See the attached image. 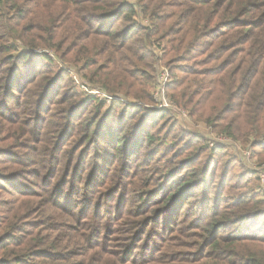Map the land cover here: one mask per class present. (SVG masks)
<instances>
[{"label":"trees","instance_id":"16d2710c","mask_svg":"<svg viewBox=\"0 0 264 264\" xmlns=\"http://www.w3.org/2000/svg\"><path fill=\"white\" fill-rule=\"evenodd\" d=\"M162 66L177 108L209 112L264 165V0H0V174L34 166L65 204L85 198L39 232L5 214L0 264H77L100 245L104 264H264L259 177L227 186L226 159L216 182L222 144L184 126L168 139L169 109L147 107ZM158 162L154 192L118 194L120 175Z\"/></svg>","mask_w":264,"mask_h":264},{"label":"rangeland","instance_id":"374dc122","mask_svg":"<svg viewBox=\"0 0 264 264\" xmlns=\"http://www.w3.org/2000/svg\"><path fill=\"white\" fill-rule=\"evenodd\" d=\"M81 90V89H80ZM166 93V90H165ZM158 97L159 94H157V90L154 93V102L151 103L152 105H147V107L151 108H158ZM168 98V95L166 96ZM169 99V98H168ZM170 101V100H169ZM216 101V100H215ZM171 102V101H170ZM168 112L166 114V118L164 119V124L162 127L164 128L163 132H165V129L171 127V124L176 122V127L174 128V131H171L168 139L172 140L173 136L177 134L178 128H181L184 126L187 132H190L192 134H198L200 136H203L207 141H221L223 143L222 147L220 149V153L218 154V158L221 161L220 168L218 172L216 173L215 180L218 182L219 176L222 173L223 170V162L226 159H230V167H229V173H228V180H227V186H230L233 184L234 181L230 180V177H234L235 180L239 176H243L244 181L248 178L251 180L257 178L258 173L254 170V168H258L261 170V159L258 152V147L252 150L251 146L248 145V143L244 142L242 139H233L230 136H223L221 134L222 132V126L217 124H212L211 122H208L206 119V116L208 113H205L204 115H201V112H198L194 115H190L188 111L179 109L175 105L172 107H168ZM155 110V109H154ZM159 110V109H158ZM205 111V110H204ZM207 111H209L207 109ZM170 120V121H169ZM118 123H115V126ZM184 129V130H185ZM163 134V133H161ZM224 137L227 139H224ZM203 143V142H202ZM249 147L253 153L249 158H245L241 155V151L239 148L246 149ZM92 152V151H90ZM222 155H224L222 157ZM86 156V153H85ZM143 158V157H142ZM3 160V159H1ZM213 163V162H212ZM154 165L147 166H139L136 169L132 168L124 175H120V177L123 179L122 183L124 190L117 189L118 194H126L127 192H131V197H127L132 202V196H133V202H135L140 194H142L143 191H151L154 192L155 189H153L154 185H152V180H156L157 178V172H158V166H161V163H153ZM2 164L0 163V167ZM90 165H87L89 168ZM108 166V165H107ZM32 168H35L34 166L29 167V165L26 166H17L14 170L10 171H2L0 174V221L3 222V216L5 214H8L10 216L14 212L18 213V222L17 226H19V230L21 229H28L29 230H36L39 232L38 225L41 223L55 226L59 222H67L63 219V217L59 213V209L63 208H69L73 209V207L78 206L80 208L83 205V202L85 201V198L82 199V195H78L79 205H77L76 202L71 201L69 204H65V199H60L55 191H52V189L48 188L47 181L35 178L33 174ZM26 170V171H25ZM121 172H123L121 170ZM11 175V176H9ZM89 176V175H88ZM137 179H134V178ZM250 183V185L257 186V180ZM8 181V182H7ZM152 186H151V185ZM259 184V182H258ZM52 188V187H51ZM19 191H24L23 193H20ZM50 191V193H49ZM116 191V190H115ZM112 195L115 194L114 192L111 193ZM262 194V193H261ZM91 195H94L93 193H87L85 197H89ZM121 195V196H122ZM73 196H76L73 195ZM120 196V197H121ZM58 200L62 203L63 206H60L58 203ZM111 200V198H110ZM137 206L139 203H135ZM99 205V204H98ZM134 206V207H135ZM88 208L86 206L83 207ZM82 208V210H83ZM104 207H102L103 210ZM76 213V212H75ZM81 215L83 214L79 212ZM6 216V217H8ZM87 220L85 222L92 224L93 222H101L105 223V219L101 220L99 216H92L87 214ZM4 217V218H6ZM132 218V217H131ZM79 219V218H78ZM74 217V221L76 225H79L80 222ZM136 220L135 218H132V221ZM6 221V220H5ZM2 224V223H1ZM114 224V222H113ZM21 234V233H15ZM17 236V235H16ZM12 241L13 239H9V241ZM101 251L97 254H94L92 258H86V257H77L74 259L73 262L78 261L77 264H104V260H101L104 258V252L103 248L104 246L100 245ZM140 259V258H139Z\"/></svg>","mask_w":264,"mask_h":264},{"label":"built area","instance_id":"2783aa9c","mask_svg":"<svg viewBox=\"0 0 264 264\" xmlns=\"http://www.w3.org/2000/svg\"><path fill=\"white\" fill-rule=\"evenodd\" d=\"M73 77L79 88L86 95L93 96L96 99H99L100 101H105L107 105L111 104L112 100L114 99L112 95L101 89L90 87L88 83L84 82L77 74H73ZM169 81H170V72L167 67L162 66L159 71L158 84L156 87L157 94H159L158 105H157L159 109H166L174 105V103L170 102L169 99L166 97L167 95L165 93L166 86ZM223 136H227V135H223ZM227 137L226 138L224 137V139H227ZM221 141H216V142L210 141V145L212 147H215L216 145L223 143ZM239 149L241 151V155L245 158H249L253 153V151L249 147H247L246 149H242V148ZM258 166H261L260 168L261 170H259L258 168H254V170L258 173L259 183L261 185L260 191L264 196V165H258Z\"/></svg>","mask_w":264,"mask_h":264}]
</instances>
